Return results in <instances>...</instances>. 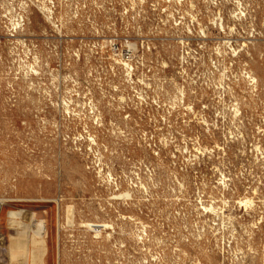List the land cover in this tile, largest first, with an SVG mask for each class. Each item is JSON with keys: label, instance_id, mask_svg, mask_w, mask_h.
Instances as JSON below:
<instances>
[{"label": "rangeland", "instance_id": "obj_1", "mask_svg": "<svg viewBox=\"0 0 264 264\" xmlns=\"http://www.w3.org/2000/svg\"><path fill=\"white\" fill-rule=\"evenodd\" d=\"M0 203V264H264V0H0Z\"/></svg>", "mask_w": 264, "mask_h": 264}, {"label": "bare ground", "instance_id": "obj_2", "mask_svg": "<svg viewBox=\"0 0 264 264\" xmlns=\"http://www.w3.org/2000/svg\"><path fill=\"white\" fill-rule=\"evenodd\" d=\"M17 211V210H16ZM23 209H18V214H19V216L21 217L22 215H23ZM17 214V213H16ZM69 214H71V213H69ZM14 216V215H13ZM17 221H19V220H17V219H15L14 220V222H17ZM22 221V220H21ZM23 222V221H22ZM36 222V221H35ZM39 222H41V221H39ZM44 225V224H43ZM25 227V226H24ZM21 228V227H20ZM34 230V229H33ZM40 231H42V230H40ZM38 233H39V231H38ZM36 235H37V233H35ZM40 234H42V233H40ZM41 236V235H40ZM43 237V236H42ZM38 239V235L37 236H33V241L34 240H37Z\"/></svg>", "mask_w": 264, "mask_h": 264}, {"label": "built area", "instance_id": "obj_3", "mask_svg": "<svg viewBox=\"0 0 264 264\" xmlns=\"http://www.w3.org/2000/svg\"><path fill=\"white\" fill-rule=\"evenodd\" d=\"M2 205H3V204L0 203V213H1Z\"/></svg>", "mask_w": 264, "mask_h": 264}]
</instances>
